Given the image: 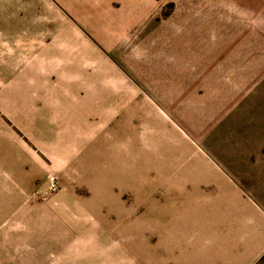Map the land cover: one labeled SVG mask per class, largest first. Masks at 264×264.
I'll use <instances>...</instances> for the list:
<instances>
[{
    "label": "rangeland",
    "instance_id": "374dc122",
    "mask_svg": "<svg viewBox=\"0 0 264 264\" xmlns=\"http://www.w3.org/2000/svg\"><path fill=\"white\" fill-rule=\"evenodd\" d=\"M0 264H264V0H0Z\"/></svg>",
    "mask_w": 264,
    "mask_h": 264
}]
</instances>
